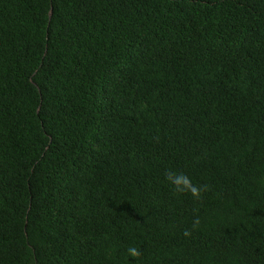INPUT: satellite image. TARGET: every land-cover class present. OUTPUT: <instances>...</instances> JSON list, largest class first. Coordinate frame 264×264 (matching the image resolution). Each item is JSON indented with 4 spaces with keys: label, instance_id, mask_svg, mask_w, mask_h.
Instances as JSON below:
<instances>
[{
    "label": "trees",
    "instance_id": "trees-1",
    "mask_svg": "<svg viewBox=\"0 0 264 264\" xmlns=\"http://www.w3.org/2000/svg\"><path fill=\"white\" fill-rule=\"evenodd\" d=\"M0 264H264V0H0Z\"/></svg>",
    "mask_w": 264,
    "mask_h": 264
},
{
    "label": "clouds",
    "instance_id": "clouds-1",
    "mask_svg": "<svg viewBox=\"0 0 264 264\" xmlns=\"http://www.w3.org/2000/svg\"><path fill=\"white\" fill-rule=\"evenodd\" d=\"M165 179L171 185L172 190L177 195L190 194L194 199L199 200L202 191H207V186L194 185L187 175L182 172H177L173 169H169L165 172ZM200 221L197 219L193 222V228L198 227ZM185 236H190L191 232L185 230ZM129 256L136 258L140 255V250L136 247H129L127 249Z\"/></svg>",
    "mask_w": 264,
    "mask_h": 264
}]
</instances>
